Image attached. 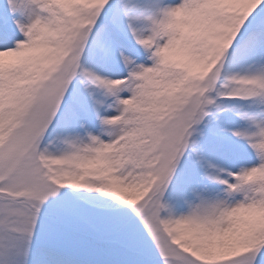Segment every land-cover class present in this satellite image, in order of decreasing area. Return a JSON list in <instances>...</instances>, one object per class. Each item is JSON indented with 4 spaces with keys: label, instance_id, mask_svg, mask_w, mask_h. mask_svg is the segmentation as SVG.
Listing matches in <instances>:
<instances>
[{
    "label": "snow or ice",
    "instance_id": "1",
    "mask_svg": "<svg viewBox=\"0 0 264 264\" xmlns=\"http://www.w3.org/2000/svg\"><path fill=\"white\" fill-rule=\"evenodd\" d=\"M0 264H264V0H0Z\"/></svg>",
    "mask_w": 264,
    "mask_h": 264
}]
</instances>
